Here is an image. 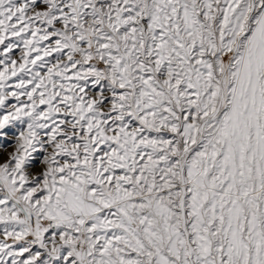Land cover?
Segmentation results:
<instances>
[{
    "label": "snow or ice",
    "instance_id": "snow-or-ice-1",
    "mask_svg": "<svg viewBox=\"0 0 264 264\" xmlns=\"http://www.w3.org/2000/svg\"><path fill=\"white\" fill-rule=\"evenodd\" d=\"M0 264H264V0H0Z\"/></svg>",
    "mask_w": 264,
    "mask_h": 264
}]
</instances>
